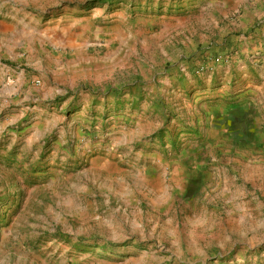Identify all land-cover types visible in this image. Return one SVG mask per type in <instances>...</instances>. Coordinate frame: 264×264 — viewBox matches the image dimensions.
I'll use <instances>...</instances> for the list:
<instances>
[{
    "label": "rangeland",
    "instance_id": "obj_1",
    "mask_svg": "<svg viewBox=\"0 0 264 264\" xmlns=\"http://www.w3.org/2000/svg\"><path fill=\"white\" fill-rule=\"evenodd\" d=\"M251 2L0 0V264H264Z\"/></svg>",
    "mask_w": 264,
    "mask_h": 264
},
{
    "label": "crops",
    "instance_id": "obj_2",
    "mask_svg": "<svg viewBox=\"0 0 264 264\" xmlns=\"http://www.w3.org/2000/svg\"><path fill=\"white\" fill-rule=\"evenodd\" d=\"M251 3L254 7H251L253 11L247 17L249 19L248 26H257L254 39L250 41L252 45H249V42L246 41L243 46V42L240 41L239 44L238 40H232L233 43L231 44L241 48V52H252L255 49L264 50V0H252Z\"/></svg>",
    "mask_w": 264,
    "mask_h": 264
},
{
    "label": "built area",
    "instance_id": "obj_3",
    "mask_svg": "<svg viewBox=\"0 0 264 264\" xmlns=\"http://www.w3.org/2000/svg\"><path fill=\"white\" fill-rule=\"evenodd\" d=\"M230 58H229V56H217V57H215V61H214V63H221L222 61H224V60H229ZM38 83L40 82L39 80L37 81Z\"/></svg>",
    "mask_w": 264,
    "mask_h": 264
}]
</instances>
